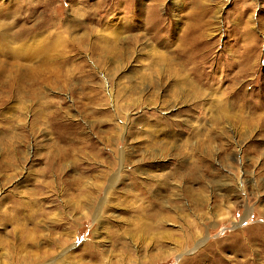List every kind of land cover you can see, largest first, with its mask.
Wrapping results in <instances>:
<instances>
[{"label": "rangeland", "instance_id": "rangeland-1", "mask_svg": "<svg viewBox=\"0 0 264 264\" xmlns=\"http://www.w3.org/2000/svg\"><path fill=\"white\" fill-rule=\"evenodd\" d=\"M4 63L0 264H264V0H0Z\"/></svg>", "mask_w": 264, "mask_h": 264}, {"label": "bare ground", "instance_id": "bare-ground-1", "mask_svg": "<svg viewBox=\"0 0 264 264\" xmlns=\"http://www.w3.org/2000/svg\"><path fill=\"white\" fill-rule=\"evenodd\" d=\"M3 35V37L5 38V34L1 33ZM6 40V39H5ZM8 54V52H7ZM190 59V58H189ZM8 61V60H6ZM10 62V61H9ZM190 63V62H189ZM17 66L19 67V71L17 72H20L21 71V67L19 66L20 64L17 63V65L15 64H12V63H4V66H2V70L0 72V87H6L8 88V84H6L5 82H3L2 79L5 78V76H7L8 72H7V69H8V66ZM6 66V67H5ZM14 68V67H12ZM1 69V68H0ZM9 70V69H8ZM11 70V69H10ZM13 70V69H12ZM15 73V71H13ZM15 75V74H14ZM17 78V76H15ZM8 80V79H7ZM15 81V80H14ZM8 82V81H7ZM22 82V81H21ZM190 84H192L190 81H188ZM13 83V82H12ZM17 83V82H16ZM19 84V83H18ZM17 84V85H18ZM185 84V83H184ZM14 85V84H13ZM193 85V84H192ZM184 86V85H182ZM21 87V86H20ZM18 89V88H17ZM16 89V90H17ZM9 90V89H8ZM21 90V88H19V91ZM18 91V90H17ZM22 91V90H21ZM11 93V92H10ZM21 94H23L22 92H20ZM14 94V93H13ZM20 95V94H19ZM16 96V95H15ZM35 205L33 206H30L29 204L27 203H24V204H19V203H15L13 206H7L5 205V203H0V222L2 223H6V222H12V221H18L21 220V219H24L26 220V225L28 224L29 226H31L30 229H27L26 231L28 232V234L24 232V239L25 240V248H37L39 245V243L37 242V238H33V234H36V233H39L38 231L40 230L41 228V224L39 223V218L43 215L42 212H41V209L40 208H34ZM21 212H24V214H21ZM73 221V220H72ZM58 225V224H57ZM56 225V226H57ZM61 226V225H60ZM49 239V238H47ZM46 240L47 243H49L50 246H52L53 248L57 246V244L55 242H52L51 240ZM56 241V240H55ZM57 242V241H56ZM48 254H51V253H47L45 254V256L42 257V255L38 254H27L24 258V264H28V263H33V262H38V261H42L46 256H48ZM50 256L46 257L45 259L49 258Z\"/></svg>", "mask_w": 264, "mask_h": 264}]
</instances>
